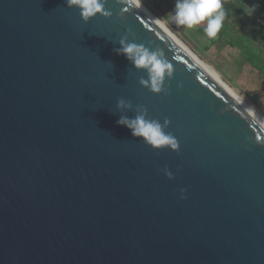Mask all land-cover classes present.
I'll return each mask as SVG.
<instances>
[{"label":"water","instance_id":"obj_1","mask_svg":"<svg viewBox=\"0 0 264 264\" xmlns=\"http://www.w3.org/2000/svg\"><path fill=\"white\" fill-rule=\"evenodd\" d=\"M103 3L0 0V264H264V129L140 8ZM127 44L171 65L160 92ZM138 115L178 148L117 123Z\"/></svg>","mask_w":264,"mask_h":264},{"label":"clouds","instance_id":"obj_2","mask_svg":"<svg viewBox=\"0 0 264 264\" xmlns=\"http://www.w3.org/2000/svg\"><path fill=\"white\" fill-rule=\"evenodd\" d=\"M126 2L130 6H141L140 0H126ZM67 3L69 7L78 8L80 15L85 20L95 17L97 14L109 15L104 11L103 0H67ZM257 7L255 4L248 6L246 14L251 16ZM225 16L221 0H176L171 20L177 26H184L187 30L205 24L203 29L205 35L208 38H215L223 25ZM156 23L166 31L168 30L166 19L157 18ZM120 51L132 61L137 69L147 70L149 81H141V83L149 86L155 93L160 92L165 74L168 76L172 74L171 65L159 53L150 52L141 45L127 44ZM119 105L123 107L125 102L121 100ZM117 123L129 128L133 136L143 138L153 148L170 147L173 150L178 148L176 139L172 135L166 134L159 122L147 120L144 115H138L133 120L122 117Z\"/></svg>","mask_w":264,"mask_h":264},{"label":"rangeland","instance_id":"obj_3","mask_svg":"<svg viewBox=\"0 0 264 264\" xmlns=\"http://www.w3.org/2000/svg\"><path fill=\"white\" fill-rule=\"evenodd\" d=\"M240 4V0H232ZM140 2L157 18L166 19L167 27L194 54L219 74L235 93L254 110L264 117V78L250 63L242 61L239 49L228 45L225 39L208 38L204 33L205 24L194 29L177 26L172 20L176 0H140ZM251 6V5H247ZM260 18V14H255ZM235 17L230 19L231 26ZM234 20V21H233Z\"/></svg>","mask_w":264,"mask_h":264},{"label":"trees","instance_id":"obj_4","mask_svg":"<svg viewBox=\"0 0 264 264\" xmlns=\"http://www.w3.org/2000/svg\"><path fill=\"white\" fill-rule=\"evenodd\" d=\"M237 4L232 0H221L226 13L223 25L218 32L219 40L225 39L228 45L240 51L242 61L250 63L264 78V0H240ZM257 5L256 11L246 14L247 5ZM260 14L261 17H256ZM236 18L231 26L229 20Z\"/></svg>","mask_w":264,"mask_h":264},{"label":"bare ground","instance_id":"obj_5","mask_svg":"<svg viewBox=\"0 0 264 264\" xmlns=\"http://www.w3.org/2000/svg\"><path fill=\"white\" fill-rule=\"evenodd\" d=\"M141 6L138 7L141 9V11L146 14L150 19H152L155 23L157 20V17L154 16L141 2ZM156 25H158L156 23ZM158 27L165 31L173 40L177 43L178 46L183 48L185 51H187L188 55H190L193 60L196 61L197 64L200 65L201 69L205 72L206 75H208L211 79L215 80L221 88L230 94L232 97H234L237 100L238 105L250 116L253 117V119L264 129V117L258 113L256 110H254L250 105H248L245 101H243L236 93L235 91L219 76L218 73H216L212 67H209L208 64L204 63L196 54H194L175 34H173L169 28L166 31L165 29L161 28L159 25ZM239 101V102H238Z\"/></svg>","mask_w":264,"mask_h":264}]
</instances>
